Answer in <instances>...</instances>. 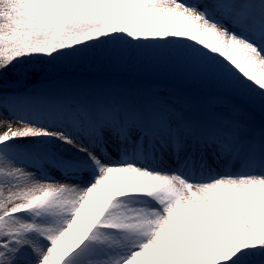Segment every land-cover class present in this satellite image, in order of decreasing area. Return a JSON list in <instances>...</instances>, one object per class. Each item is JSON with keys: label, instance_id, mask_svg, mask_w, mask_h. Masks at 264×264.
<instances>
[{"label": "snow or ice", "instance_id": "snow-or-ice-1", "mask_svg": "<svg viewBox=\"0 0 264 264\" xmlns=\"http://www.w3.org/2000/svg\"><path fill=\"white\" fill-rule=\"evenodd\" d=\"M0 117V264H264V0H0Z\"/></svg>", "mask_w": 264, "mask_h": 264}, {"label": "rangeland", "instance_id": "rangeland-1", "mask_svg": "<svg viewBox=\"0 0 264 264\" xmlns=\"http://www.w3.org/2000/svg\"><path fill=\"white\" fill-rule=\"evenodd\" d=\"M69 72V78L92 84L158 86L162 92L170 89L191 90V86L181 85L170 77L142 69L120 66H92ZM7 115V113H5ZM4 117H0L3 119ZM14 127L19 126L14 123Z\"/></svg>", "mask_w": 264, "mask_h": 264}, {"label": "trees", "instance_id": "trees-1", "mask_svg": "<svg viewBox=\"0 0 264 264\" xmlns=\"http://www.w3.org/2000/svg\"><path fill=\"white\" fill-rule=\"evenodd\" d=\"M70 72H76V71L72 70V71H70ZM68 75L70 76L71 74H68Z\"/></svg>", "mask_w": 264, "mask_h": 264}]
</instances>
